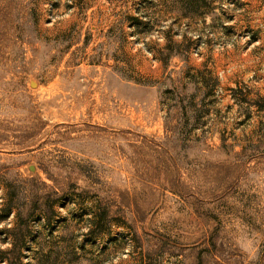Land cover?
I'll use <instances>...</instances> for the list:
<instances>
[{"label":"rangeland","instance_id":"374dc122","mask_svg":"<svg viewBox=\"0 0 264 264\" xmlns=\"http://www.w3.org/2000/svg\"><path fill=\"white\" fill-rule=\"evenodd\" d=\"M264 264V0H0V264Z\"/></svg>","mask_w":264,"mask_h":264},{"label":"trees","instance_id":"16d2710c","mask_svg":"<svg viewBox=\"0 0 264 264\" xmlns=\"http://www.w3.org/2000/svg\"><path fill=\"white\" fill-rule=\"evenodd\" d=\"M10 264H12V263L10 262Z\"/></svg>","mask_w":264,"mask_h":264}]
</instances>
